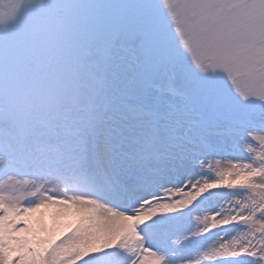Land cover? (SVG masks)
I'll use <instances>...</instances> for the list:
<instances>
[{
	"label": "snow or ice",
	"instance_id": "snow-or-ice-1",
	"mask_svg": "<svg viewBox=\"0 0 264 264\" xmlns=\"http://www.w3.org/2000/svg\"><path fill=\"white\" fill-rule=\"evenodd\" d=\"M0 264H264V0H0Z\"/></svg>",
	"mask_w": 264,
	"mask_h": 264
},
{
	"label": "rangeland",
	"instance_id": "rangeland-1",
	"mask_svg": "<svg viewBox=\"0 0 264 264\" xmlns=\"http://www.w3.org/2000/svg\"><path fill=\"white\" fill-rule=\"evenodd\" d=\"M47 220H48L49 223H52V218L50 216L47 217Z\"/></svg>",
	"mask_w": 264,
	"mask_h": 264
}]
</instances>
